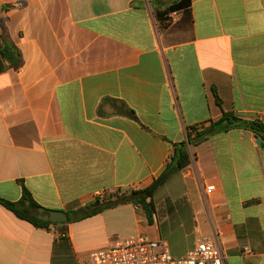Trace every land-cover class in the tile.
Returning a JSON list of instances; mask_svg holds the SVG:
<instances>
[{"label":"crops","instance_id":"1","mask_svg":"<svg viewBox=\"0 0 264 264\" xmlns=\"http://www.w3.org/2000/svg\"><path fill=\"white\" fill-rule=\"evenodd\" d=\"M179 1L0 0V198L19 201L23 183L69 218L37 227L0 204V264H90L136 236L175 258L210 237L228 264H264V146L249 130L192 148L155 193L152 223L122 199L161 176L192 127L223 112L264 122V0L162 14ZM96 201L111 206L79 219Z\"/></svg>","mask_w":264,"mask_h":264},{"label":"trees","instance_id":"2","mask_svg":"<svg viewBox=\"0 0 264 264\" xmlns=\"http://www.w3.org/2000/svg\"><path fill=\"white\" fill-rule=\"evenodd\" d=\"M191 5V0H180L175 3L173 6L168 8L162 14H167L172 10H180L188 8ZM216 94V93H215ZM216 101L221 105V100L218 95H215ZM106 101L113 104V114L124 115L132 119H137L136 113L132 110L126 103L116 100V99H106ZM233 128H242L253 132L259 139L264 143V122L261 121H249L238 118L232 112H223V115L220 119L216 121H211L208 126H194L192 127L187 136V140L181 143L174 144L173 154L170 158L169 163L165 171L161 174L160 177L154 180V182L147 188L134 191L127 199V196L124 195L122 199L131 200L136 205L141 207L149 221L152 223L153 216L155 214V203L154 196L157 190L163 186L168 180L170 174L174 170H184L190 166L192 162L191 149L198 146L199 144L207 141L212 136L217 134L228 132ZM23 194L22 198L19 201H9L0 198V204L5 208L13 212L18 218L26 220L37 227L47 228L52 225V222H46L38 218V210L41 206L35 201L31 192L26 188L22 183ZM95 207H100V203L96 201L93 205ZM111 205H105L103 207L97 208L89 213L83 214L80 218L90 216L101 211L104 208H108Z\"/></svg>","mask_w":264,"mask_h":264},{"label":"built area","instance_id":"3","mask_svg":"<svg viewBox=\"0 0 264 264\" xmlns=\"http://www.w3.org/2000/svg\"><path fill=\"white\" fill-rule=\"evenodd\" d=\"M179 15L174 13L173 21ZM215 191V186L206 187L208 195ZM106 191L98 193L105 196ZM248 251V249H245ZM90 264H228L217 243L210 237H203L192 253L175 258L170 254L164 241H155L147 236H136L119 240L106 248L90 253Z\"/></svg>","mask_w":264,"mask_h":264},{"label":"water","instance_id":"4","mask_svg":"<svg viewBox=\"0 0 264 264\" xmlns=\"http://www.w3.org/2000/svg\"><path fill=\"white\" fill-rule=\"evenodd\" d=\"M259 145L264 146V143L259 140ZM39 216L38 218L40 220L46 221V222H52V223H64L69 220L68 215L63 211H57V210H47L43 207H41L39 210Z\"/></svg>","mask_w":264,"mask_h":264},{"label":"rangeland","instance_id":"5","mask_svg":"<svg viewBox=\"0 0 264 264\" xmlns=\"http://www.w3.org/2000/svg\"><path fill=\"white\" fill-rule=\"evenodd\" d=\"M164 194H163V192H161L160 194H159V198H158V200H162L164 197H165V195L163 196Z\"/></svg>","mask_w":264,"mask_h":264}]
</instances>
